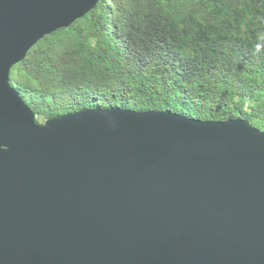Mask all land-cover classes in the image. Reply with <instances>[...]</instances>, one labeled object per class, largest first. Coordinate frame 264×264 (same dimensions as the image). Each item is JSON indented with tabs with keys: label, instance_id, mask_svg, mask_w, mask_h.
I'll return each instance as SVG.
<instances>
[{
	"label": "water",
	"instance_id": "1",
	"mask_svg": "<svg viewBox=\"0 0 264 264\" xmlns=\"http://www.w3.org/2000/svg\"><path fill=\"white\" fill-rule=\"evenodd\" d=\"M101 0H0V264H264V131L82 108L38 121L12 68Z\"/></svg>",
	"mask_w": 264,
	"mask_h": 264
},
{
	"label": "trees",
	"instance_id": "2",
	"mask_svg": "<svg viewBox=\"0 0 264 264\" xmlns=\"http://www.w3.org/2000/svg\"><path fill=\"white\" fill-rule=\"evenodd\" d=\"M10 81L40 119L122 107L264 130V0H101Z\"/></svg>",
	"mask_w": 264,
	"mask_h": 264
},
{
	"label": "rangeland",
	"instance_id": "3",
	"mask_svg": "<svg viewBox=\"0 0 264 264\" xmlns=\"http://www.w3.org/2000/svg\"><path fill=\"white\" fill-rule=\"evenodd\" d=\"M10 82H11V81H10ZM11 84L16 88V85L13 84V82H11ZM16 89H17V88H16ZM38 121H39L40 123H42V122L44 121V119H40V118L38 117ZM258 128L263 129V128L257 126V129H258ZM262 131H264V130H262Z\"/></svg>",
	"mask_w": 264,
	"mask_h": 264
}]
</instances>
